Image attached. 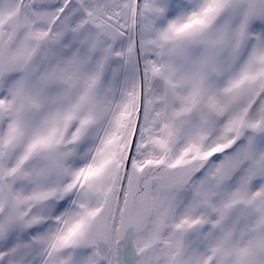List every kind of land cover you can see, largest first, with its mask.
<instances>
[{
	"label": "snow or ice",
	"instance_id": "snow-or-ice-1",
	"mask_svg": "<svg viewBox=\"0 0 264 264\" xmlns=\"http://www.w3.org/2000/svg\"><path fill=\"white\" fill-rule=\"evenodd\" d=\"M0 264H264V0H0Z\"/></svg>",
	"mask_w": 264,
	"mask_h": 264
}]
</instances>
